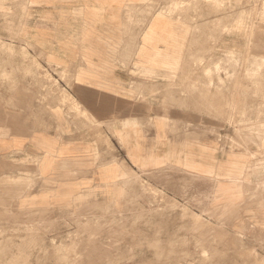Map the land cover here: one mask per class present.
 I'll return each mask as SVG.
<instances>
[{"label": "crops", "instance_id": "obj_1", "mask_svg": "<svg viewBox=\"0 0 264 264\" xmlns=\"http://www.w3.org/2000/svg\"><path fill=\"white\" fill-rule=\"evenodd\" d=\"M149 1L26 0L21 37L73 81L26 88L35 93L22 108L18 83L0 82V158L32 162L37 186L97 189L108 201L122 176L162 163L227 180L218 174L230 151L211 133L232 134L227 108H242L243 67H218L233 41L217 30L227 14L204 5L184 30L164 10L193 0ZM17 43L0 34V44ZM18 63V52L0 50V75L17 77Z\"/></svg>", "mask_w": 264, "mask_h": 264}, {"label": "rangeland", "instance_id": "obj_2", "mask_svg": "<svg viewBox=\"0 0 264 264\" xmlns=\"http://www.w3.org/2000/svg\"><path fill=\"white\" fill-rule=\"evenodd\" d=\"M25 3L0 0V34L18 42L0 50L18 52L19 62L17 77L4 73L0 82L18 83L20 108L34 98L26 88L73 81L21 37ZM204 5L226 12L217 30L233 39L218 67H243L242 108H227L233 133L211 131L214 147L230 151L220 166L227 174H218L227 180L162 163L122 176L108 201L97 189L75 196L37 186L32 162L0 158V264H264V0H193L166 7L164 15L187 30L189 17L203 18Z\"/></svg>", "mask_w": 264, "mask_h": 264}]
</instances>
